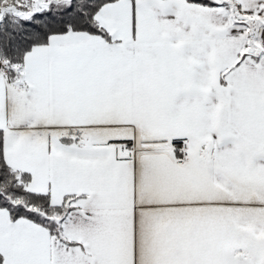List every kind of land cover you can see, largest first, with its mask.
Returning a JSON list of instances; mask_svg holds the SVG:
<instances>
[{
	"label": "snow or ice",
	"instance_id": "snow-or-ice-1",
	"mask_svg": "<svg viewBox=\"0 0 264 264\" xmlns=\"http://www.w3.org/2000/svg\"><path fill=\"white\" fill-rule=\"evenodd\" d=\"M0 264H264V0H0Z\"/></svg>",
	"mask_w": 264,
	"mask_h": 264
}]
</instances>
